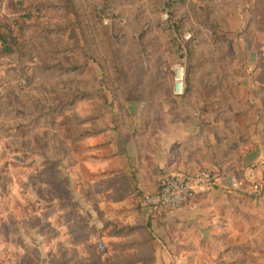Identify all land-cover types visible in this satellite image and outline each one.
I'll return each mask as SVG.
<instances>
[{"label":"rangeland","instance_id":"obj_1","mask_svg":"<svg viewBox=\"0 0 264 264\" xmlns=\"http://www.w3.org/2000/svg\"><path fill=\"white\" fill-rule=\"evenodd\" d=\"M242 1L250 7L249 27L237 34L258 48L264 0ZM237 4L0 0V264H151L161 244L191 250L174 238L181 236L178 226L161 220L170 210L142 219L131 200L142 198L138 188L112 206L109 197L128 194L127 176H120L122 189L105 196L101 191L117 181L101 177L110 168L100 161L111 155L109 131L128 129L132 137L139 131L128 105L142 104L137 119L146 122L160 119L159 103L178 102L168 95L177 65L186 91L222 100L225 84L234 91L241 60L232 56L223 26ZM232 232L221 255L202 264H215L224 249L225 264H264V226L255 239ZM173 260L193 264L195 257Z\"/></svg>","mask_w":264,"mask_h":264},{"label":"crops","instance_id":"obj_2","mask_svg":"<svg viewBox=\"0 0 264 264\" xmlns=\"http://www.w3.org/2000/svg\"><path fill=\"white\" fill-rule=\"evenodd\" d=\"M235 1L239 3L237 12L226 16L223 26V32L230 36L232 56L241 60L234 91L225 84L221 91L224 100L210 91L177 96L170 77L168 95L173 102L176 99L178 102L159 103L160 119L139 121L137 114L143 110L142 104L128 105V110L135 113L132 124L137 125L139 131L133 137L128 129L126 132L109 131L113 138L108 145L111 155L101 157L100 162L110 169L101 177L116 176L117 182L116 186L112 184L101 192L106 196L122 189L120 176L123 174L127 176L128 185L126 196L109 197L112 206H122L136 188L143 193L155 190L160 180L171 173L193 174L203 168L216 175L212 190L187 198L161 219L178 226L181 236L174 238L180 244L185 241L191 244V250L181 246L178 251L161 244L153 249L151 264H172L176 256L183 254L194 256L193 264H202L203 257L221 255V243L231 240L233 230L243 240L247 234L255 239L260 237L264 226V68L261 63L264 29L256 31L261 39L258 48L242 34L238 35L249 27L250 7L246 1ZM123 133L125 138L120 137ZM134 199L145 214L142 219H148L152 211L143 205L141 197L131 198ZM246 223L253 224L252 231H247ZM233 224L237 225V230ZM157 241L160 242L159 237ZM217 245L221 248L217 249ZM208 246H214V252ZM260 251L253 249L252 253L260 255ZM242 252L245 254V248ZM227 253L224 249L222 258L215 264H225ZM245 261L239 259L236 264H247Z\"/></svg>","mask_w":264,"mask_h":264},{"label":"built area","instance_id":"obj_3","mask_svg":"<svg viewBox=\"0 0 264 264\" xmlns=\"http://www.w3.org/2000/svg\"><path fill=\"white\" fill-rule=\"evenodd\" d=\"M173 80V93L183 94L185 80L181 65L176 66ZM215 184L216 175L207 169L199 168L193 174L171 173L160 180L155 190L145 192L141 201L150 211L172 210L179 207L187 198L212 190Z\"/></svg>","mask_w":264,"mask_h":264},{"label":"trees","instance_id":"obj_4","mask_svg":"<svg viewBox=\"0 0 264 264\" xmlns=\"http://www.w3.org/2000/svg\"><path fill=\"white\" fill-rule=\"evenodd\" d=\"M247 26H249V24H248ZM0 37H1V35H0ZM263 56H264V54H263ZM189 80H190V78H189ZM189 86H190V85H189ZM189 89H190V92H194V91H191V88H190V87H189ZM189 89H188V90H189ZM188 90L186 91V89H184V93H183V94H185V95L188 94V93H189ZM163 210H165V209H163Z\"/></svg>","mask_w":264,"mask_h":264}]
</instances>
